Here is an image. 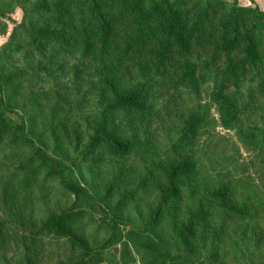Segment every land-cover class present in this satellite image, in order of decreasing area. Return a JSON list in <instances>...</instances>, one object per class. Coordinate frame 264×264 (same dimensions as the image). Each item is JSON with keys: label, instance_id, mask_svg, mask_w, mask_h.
<instances>
[{"label": "rangeland", "instance_id": "1", "mask_svg": "<svg viewBox=\"0 0 264 264\" xmlns=\"http://www.w3.org/2000/svg\"><path fill=\"white\" fill-rule=\"evenodd\" d=\"M38 1L53 7L57 0H0L7 5L0 14L3 107L35 143L28 150L9 146L8 138L0 143V224L5 228L0 264H264V222L226 218V208L216 206L209 208L211 218L196 221L192 237L190 216L200 208L191 207L187 191L176 216L169 209L156 229L150 219L158 201L156 182L150 179L159 180L167 162L196 167L198 183L203 171L219 186L237 187L253 199L264 197V98L250 94L252 84L239 88L250 116L238 129L228 130L211 99L213 83H202L196 92L165 83L152 100L160 114L149 124L134 131L129 119L116 117L117 127L129 136L137 132L151 152L142 147L121 158L99 148L88 156L95 130L86 126L98 123L93 117L103 116L108 102L78 57L67 58L65 70H59V64L32 47L37 40L26 30L45 19L36 11ZM223 1L264 11V0ZM8 78H13L10 83ZM52 114L66 118V132L53 133L58 121ZM202 116L203 124L197 122ZM190 121L194 131L187 130ZM26 177L27 191L22 187ZM242 202H235L239 211ZM81 211L86 215L72 226L85 245L73 246L69 238L45 229L48 216ZM148 239L158 251L145 248Z\"/></svg>", "mask_w": 264, "mask_h": 264}, {"label": "trees", "instance_id": "2", "mask_svg": "<svg viewBox=\"0 0 264 264\" xmlns=\"http://www.w3.org/2000/svg\"><path fill=\"white\" fill-rule=\"evenodd\" d=\"M6 6L0 5V14ZM37 7L36 11L45 19L26 30L37 40L32 47L49 57L53 65L59 64V70H65L67 58L78 57L91 76L90 83L99 84L108 102L107 112L93 117L98 123L88 122L86 126L89 131L93 127L95 130L88 156L99 148L121 158L137 148L148 147L151 152L149 143H142L135 135L137 132H133L138 125L149 124L148 119L152 121L159 116L152 100L157 95L156 88L165 83H172L176 89L189 87L193 92L202 83H213L211 99L219 110L222 127L228 130L238 129L244 116H250L247 115L250 106L239 89L242 84H252L250 94L258 93L264 98V11L261 9L223 0H57L53 7L38 1ZM12 79L8 78L6 83ZM231 88L233 92L229 91ZM59 106L65 107L61 102ZM262 113L264 129V110ZM5 114L0 94V143L8 138L9 146L33 149L35 143L25 125ZM119 114L129 119L134 129L131 136L115 124ZM51 118L58 121L53 129L55 135L58 131L66 132V118H58L56 114ZM203 121L202 116L197 122L203 124ZM192 124L194 121H190L187 130L194 131ZM160 171L159 180L150 179L156 182L154 191L158 193L156 210L150 215L154 225L151 229L159 226L169 209L176 216L184 191L188 192L191 207L200 208L189 219L192 237L196 236V221L211 218L209 208L216 206L226 208L223 214L226 218L235 215L243 220L264 222V197L253 199L250 193L239 192L237 187L219 186L203 171L198 183L196 167L189 163L167 162ZM29 180L30 177L24 179L25 191L29 190ZM200 191L201 197H197ZM129 200L119 205L117 212ZM237 200L243 201L240 211L235 205ZM249 201L257 206H249ZM85 215L84 211L50 215L45 229L69 238L73 246L85 245L86 241L74 234L78 229L72 226ZM4 234L5 228L0 224V244ZM145 248L158 251L152 239L146 241Z\"/></svg>", "mask_w": 264, "mask_h": 264}]
</instances>
